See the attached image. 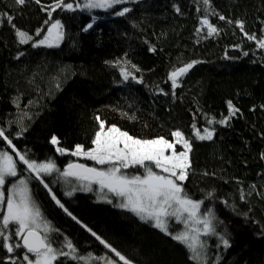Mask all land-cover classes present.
<instances>
[{"label": "trees", "instance_id": "trees-1", "mask_svg": "<svg viewBox=\"0 0 264 264\" xmlns=\"http://www.w3.org/2000/svg\"><path fill=\"white\" fill-rule=\"evenodd\" d=\"M70 2L75 11H53L57 0H26L23 6L0 0V14H6L0 19V128L12 145L30 160H51L63 171L70 163L95 167L70 153L76 145L94 147L96 117L106 127L115 125L141 139L171 141V133L179 130L191 142V166L179 183L191 199L203 201L201 213L210 209L215 215L218 235L207 236L208 264H264V49L257 44L264 40V0H209L208 20L218 30L211 36L201 24L206 14L202 0H127L108 11L90 12L81 10L83 0H64ZM123 7L130 11L115 15ZM7 15L13 17L11 24ZM93 18L99 20L93 23ZM56 21L63 33L59 46H33ZM237 22H243V31ZM17 29L32 40L19 43ZM189 63L193 67L173 87L170 74ZM121 68L131 73L127 80ZM229 101L239 111L227 124L209 123L229 116ZM193 125L202 135L205 128L212 131V139L196 138ZM53 136L58 145L50 143ZM57 147L68 151L61 155ZM0 151L19 160L3 138ZM24 168L18 163L19 174L8 187L28 177ZM41 176L48 188L36 179L29 180V187L44 219L58 230L50 235L54 247L67 239L80 254L113 255L91 229L132 264H194L182 244L114 206L117 201L84 193L68 196L64 177L55 172ZM181 228L173 220L169 230ZM25 252L0 247V264L11 259L27 264ZM62 262L75 264L66 257L54 264Z\"/></svg>", "mask_w": 264, "mask_h": 264}, {"label": "snow or ice", "instance_id": "snow-or-ice-1", "mask_svg": "<svg viewBox=\"0 0 264 264\" xmlns=\"http://www.w3.org/2000/svg\"><path fill=\"white\" fill-rule=\"evenodd\" d=\"M14 2L19 6H23L26 0H14ZM202 2L206 6V14L204 19L201 20V24L207 26V35L211 36L213 33H217L218 30L208 20L209 0H202ZM36 3H40V0H36ZM126 3L127 0H83L81 10L90 12L92 9H103L108 11L117 5ZM51 7L53 11L57 7L69 11L76 10L73 3L65 4L64 0H57V3ZM129 11L128 7H123L117 10L115 15L124 16ZM211 14L218 15L214 12ZM4 15L6 14H0V19ZM50 15L51 12H49ZM218 18L220 20L226 19L224 16ZM12 19L11 15H7L10 24ZM227 22L231 23V21ZM237 25L243 31V22H237ZM13 27L15 28V25ZM91 27V23L87 25V28ZM61 28L60 22L56 21L48 29L47 35L34 43L33 46L58 47L59 42L63 39ZM40 31H37V36L40 35ZM16 35L21 44L32 40L30 35L19 29L16 30ZM245 35L248 36L249 40L257 39L254 35H248L247 33ZM257 44L259 48L264 49V40H257ZM247 54V52L244 53V55ZM132 67L135 68V65ZM192 67L193 64L189 63L170 74L169 79L172 80L173 87L177 86V77L186 74ZM120 73L125 80L131 75L127 68H121ZM133 78L135 79V77ZM228 107V117L221 121L209 120L208 122L227 124L228 120L239 111L234 108L231 101L228 102ZM96 119L99 121V128L92 140L94 147L85 150L82 145H76L75 150L70 154L72 156H82L101 166H107L101 168L70 163L67 169L61 171L54 161L37 163L17 151L15 146L12 145V141L5 135V130L0 128V138H3L13 148L19 158L17 161L7 151H0V213H3L2 218H0V247L5 248L8 253H13L20 248L25 249L23 261H26L27 264H54L60 257L71 259L75 264H94V262L100 260H103L104 264H119V262L132 264L131 260L95 232H92L91 229H88V231L91 232L92 236L113 255L95 257L91 253L80 254L75 245L67 239L59 247L53 246L50 235L58 230L53 229L50 222L44 219L39 206L31 197V190L28 185L30 179H36L45 188H48V184L44 183L41 173L48 176L55 172L60 177H73L78 181L86 182L82 185L84 190L96 191L101 199L110 204L113 203V200L109 198V194H111L112 197L118 199V203L114 206L132 213L144 223L151 224L152 227L182 244L187 249L189 259L194 264H208L207 244L201 237L218 235L213 223L215 215L210 209H206L205 213H201L200 209L203 201L191 199L186 194L182 183H179L187 179L188 169L191 166L189 160L191 142L185 139L183 133L179 130L171 133L175 137L174 142L163 137L155 139L136 138L129 135L128 132L120 130L115 125L105 130V122L100 121L99 117H96ZM193 129L195 137L199 140H211L213 137V132L207 128L203 130V135L199 129L195 128V125H193ZM25 130V128H21V131ZM50 143L58 145L59 141L57 137L53 136ZM177 144L182 145V151L177 152ZM56 151L64 155L68 150L57 147ZM18 163L25 165L24 171L28 173V177L21 178L18 182L13 183L7 190L8 195L6 197L4 186L7 178L18 176ZM153 166L160 171H154ZM128 169H143V172L129 174ZM163 173H166V175ZM92 185H98V188L94 190ZM105 190L107 191L105 192ZM49 192H51L50 188ZM66 194L71 196L73 191ZM210 197L211 194H209ZM52 199L69 216H72V213L68 212L67 208L56 199L55 195L52 196ZM72 219L76 220V217L72 216ZM173 220L175 224L182 225L183 230L170 231V224ZM77 223L80 222L77 220ZM10 225L14 226V229ZM13 236L20 239L14 240ZM219 238L225 248L230 246L229 241L223 236ZM10 264H16V260L11 259Z\"/></svg>", "mask_w": 264, "mask_h": 264}, {"label": "rangeland", "instance_id": "rangeland-1", "mask_svg": "<svg viewBox=\"0 0 264 264\" xmlns=\"http://www.w3.org/2000/svg\"><path fill=\"white\" fill-rule=\"evenodd\" d=\"M100 10H103V9H100ZM117 16H118V15H117ZM50 27H51V26H50ZM87 29H88V28H87ZM88 30H89V29H88ZM88 30H86V31H88ZM60 31L62 32L61 29H60ZM46 35H47V34H46ZM61 41H62V40H61ZM108 127H109V126H108ZM108 127L105 126V130H107ZM171 141L174 142V141H175V137H174L173 140H171ZM176 150H177V152L182 151V150H183L182 145H181V144H177V145H176ZM9 154H10V153H9ZM10 155H12V154H10ZM12 156H13V155H12ZM13 157H14V156H13ZM78 157H79V158H82V159H85V158H83L82 156H78ZM14 159H15V158H14ZM85 160H87V159H85ZM88 161H91V160H88ZM91 162H93V163L95 164V167H97V168L107 167V166H101V165H98V164H96L94 161H91ZM153 168H154V166H153ZM154 171L159 172L160 170L154 168ZM18 174H19V171H18ZM41 174H42V173H41ZM163 174L166 175V173H163ZM11 178H15V177L7 178L6 184H5V186H4V188H5V192H6L7 189L10 188V186L8 187L7 185H8L9 179H11ZM19 179H21V178H19ZM19 179H18V180H19ZM64 181H65V184H66V186H67V188H68V192H69V191H73V193L93 194V195L96 196V198H97L98 200H100V201H104L103 199L100 198V196L97 194L96 191L89 192V191L84 190V188L82 187V185L85 184L86 182L78 181V180H76V179L73 178V177L64 178ZM17 182H18V181H17ZM28 186H29V185H28ZM92 187H93V189L95 190V189L98 188V185H92ZM29 188H30V187H29ZM106 191H107V190H105V192H106ZM7 195H8V194H7ZM5 196H6V195H5ZM31 197H32V196H31ZM109 198L112 199L113 201H117V202H118V199L112 197L111 194H109ZM181 226H182V225H181ZM181 230H183V226H182ZM201 239L204 240V241H206L207 247L210 245L209 240L207 239V236H202ZM207 256H208V249H207ZM102 264H104V262H102Z\"/></svg>", "mask_w": 264, "mask_h": 264}, {"label": "water", "instance_id": "water-1", "mask_svg": "<svg viewBox=\"0 0 264 264\" xmlns=\"http://www.w3.org/2000/svg\"><path fill=\"white\" fill-rule=\"evenodd\" d=\"M98 20H99L98 18H95V19L93 20V23H96ZM93 23H92V24H93ZM88 29H90V28H88ZM88 29H87V30H88ZM181 77H182V75L178 76V77H177V81H178ZM77 164H80V163H77Z\"/></svg>", "mask_w": 264, "mask_h": 264}, {"label": "flooded vegetation", "instance_id": "flooded-vegetation-1", "mask_svg": "<svg viewBox=\"0 0 264 264\" xmlns=\"http://www.w3.org/2000/svg\"><path fill=\"white\" fill-rule=\"evenodd\" d=\"M89 167H91V166H89Z\"/></svg>", "mask_w": 264, "mask_h": 264}]
</instances>
